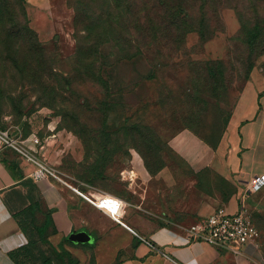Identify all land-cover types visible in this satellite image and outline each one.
Instances as JSON below:
<instances>
[{"label":"rangeland","instance_id":"1","mask_svg":"<svg viewBox=\"0 0 264 264\" xmlns=\"http://www.w3.org/2000/svg\"><path fill=\"white\" fill-rule=\"evenodd\" d=\"M262 87L264 0H54L48 17L25 0H0V131L38 138L26 148L58 184L125 201L124 223L159 216L135 208L141 193L226 183L216 171L222 138L243 93ZM261 189L251 211L260 235L248 257L258 264ZM81 199L94 211L95 224L82 228L91 245L66 249L79 264H114L123 225ZM35 235L26 264L67 262L54 235Z\"/></svg>","mask_w":264,"mask_h":264},{"label":"crops","instance_id":"2","mask_svg":"<svg viewBox=\"0 0 264 264\" xmlns=\"http://www.w3.org/2000/svg\"><path fill=\"white\" fill-rule=\"evenodd\" d=\"M26 2L33 11L51 16L54 0ZM221 146L216 171L226 183H199V186L183 183L177 189L168 183L166 193H156L151 198L141 193L135 208L147 213L146 208H151L159 216L154 215L146 222L131 216L125 218V226L119 227L126 239L125 246L121 247L115 261L121 257V264H258L248 259L255 252L254 244L242 256H235L207 243L190 241L186 229L220 207L230 213L237 212L239 198L251 180L264 176V87L243 93ZM3 159L12 160L0 143V264H15L9 254L28 243L14 217L30 205L27 189L22 185L24 181L36 184L35 196L46 210L54 209L53 219L58 231L54 236L60 242L72 233L86 232L82 231L86 224H95L94 211L82 201L78 190L60 185L50 177L35 180V167L24 160L19 162V171L13 172ZM259 194L249 196L250 213L256 208ZM144 241L151 242L155 249Z\"/></svg>","mask_w":264,"mask_h":264},{"label":"built area","instance_id":"3","mask_svg":"<svg viewBox=\"0 0 264 264\" xmlns=\"http://www.w3.org/2000/svg\"><path fill=\"white\" fill-rule=\"evenodd\" d=\"M28 141L33 142L34 145L40 144V140L36 137H33ZM28 141L20 140L18 137L12 138L8 131H0V143L3 148H11L18 152L24 161L35 167V171L33 172V178L35 180L50 177L65 183L52 168L47 166L43 161L37 159L28 151L26 148V142ZM130 173L132 174L133 172L131 171ZM130 173L125 171L123 174H126L127 178L131 180L132 175H130ZM263 187L264 176L253 178L250 185L244 190L239 198L237 212L230 213L224 207L216 209L210 216L198 223L192 224L186 229L190 241L204 242L221 252H229L235 256H242L248 247L255 244L254 241L258 239L260 235L247 202L251 194L256 193ZM78 194L99 210L109 196L108 193L99 192L93 200L81 192H78ZM124 212L125 210H123L122 214L117 215L115 219L111 218L109 215L107 216L113 221L125 226L123 223ZM144 242L151 249H155V246L151 242Z\"/></svg>","mask_w":264,"mask_h":264},{"label":"trees","instance_id":"4","mask_svg":"<svg viewBox=\"0 0 264 264\" xmlns=\"http://www.w3.org/2000/svg\"><path fill=\"white\" fill-rule=\"evenodd\" d=\"M26 1V0H25ZM6 150L8 148H5ZM5 165L13 171H19V162L14 161L13 159L10 161H7L3 159ZM22 185L27 189V196L30 201V205L25 208L24 210L14 214L15 219L18 221L22 231L25 233V235L28 238V243L26 246L21 247L15 251H12L9 255L10 258L13 260L15 264H26V259L32 258V250H30V247L34 244V234L35 238L38 237L37 240H44L46 239L47 235L52 236L56 235L58 233L57 228L54 223L53 219V213L54 209H48L45 212H43L44 215V221L41 224L36 223V215L39 212H42L41 204L39 200L35 196V189L36 184L32 181H24ZM26 218L30 219L31 226H33V229L29 225L26 224L25 220ZM65 244H69L70 246H80V245H91L89 243L81 244V243H74L69 239V236L64 237L62 241L59 243V248L63 250V253L67 255V262L64 264H79V260L72 257L71 253L66 249ZM42 263L43 264H52L51 260L47 258L42 257ZM114 264H121V261L117 259V261Z\"/></svg>","mask_w":264,"mask_h":264},{"label":"clouds","instance_id":"5","mask_svg":"<svg viewBox=\"0 0 264 264\" xmlns=\"http://www.w3.org/2000/svg\"><path fill=\"white\" fill-rule=\"evenodd\" d=\"M107 201H110L112 205H114V209L112 207H100V211L104 212L106 215H109L111 218L115 219L117 215L122 214L123 210L126 209V202L120 200L117 197H113L109 194L106 198Z\"/></svg>","mask_w":264,"mask_h":264},{"label":"water","instance_id":"6","mask_svg":"<svg viewBox=\"0 0 264 264\" xmlns=\"http://www.w3.org/2000/svg\"><path fill=\"white\" fill-rule=\"evenodd\" d=\"M69 239L77 244H85L89 242V235L86 232L72 233L69 235Z\"/></svg>","mask_w":264,"mask_h":264},{"label":"snow or ice","instance_id":"7","mask_svg":"<svg viewBox=\"0 0 264 264\" xmlns=\"http://www.w3.org/2000/svg\"><path fill=\"white\" fill-rule=\"evenodd\" d=\"M101 207H112L114 209V205L110 201H105L104 204L101 205Z\"/></svg>","mask_w":264,"mask_h":264}]
</instances>
